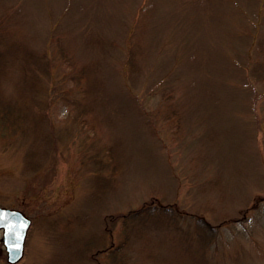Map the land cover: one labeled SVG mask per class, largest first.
<instances>
[{
    "label": "rangeland",
    "instance_id": "rangeland-1",
    "mask_svg": "<svg viewBox=\"0 0 264 264\" xmlns=\"http://www.w3.org/2000/svg\"><path fill=\"white\" fill-rule=\"evenodd\" d=\"M2 15L22 45L0 63L18 107L0 205L31 218L15 264H264V0H0ZM24 47L46 53L47 93ZM166 207L176 224L123 230Z\"/></svg>",
    "mask_w": 264,
    "mask_h": 264
},
{
    "label": "trees",
    "instance_id": "trees-1",
    "mask_svg": "<svg viewBox=\"0 0 264 264\" xmlns=\"http://www.w3.org/2000/svg\"><path fill=\"white\" fill-rule=\"evenodd\" d=\"M11 20H12V16H7V15H2V17L0 18V63L2 62V66L5 65L4 63L6 62V59H12L13 56L16 55L15 50L18 49V45H19V43L16 42L12 36L14 34L13 33L14 27L12 28L11 26V23H10ZM7 28L11 29L10 36L8 35V33H6ZM21 46L22 45H19V47ZM18 54H19L18 56L22 59L23 65L27 67V70L30 72V78H29L30 84H31V73L35 76V72H36L37 77L39 76L41 77V75H45L46 77L49 76L48 74L49 62L47 61L48 58L44 56L46 53H40V54L37 53L36 54L37 57H36L34 53L32 54V51H29L26 47H24L23 51L19 52ZM133 54H134V51L132 52V54L128 52V55H127V58H129L128 62H131V58ZM37 60H38V63H35L34 61H37ZM263 61H264V58H263ZM84 73H85V68H82L81 75L83 76ZM41 80H42V77L40 78V82ZM42 82H41L42 88L38 85L40 92L43 93L44 91V93L45 92L47 93V86H44ZM33 85H36V80L33 82L32 86ZM22 109L23 108H21L20 111H23ZM41 109H42L43 114L39 113V115L44 117L45 119L46 111L44 107L40 108V110ZM17 110H18L17 106L11 105L10 103H6L4 101H0V135L1 134L4 135L6 134V130L9 131L10 129H12V126L14 124V119H15L14 112H16ZM146 208L138 209L137 211L133 213L131 212L130 215L128 216H123V215L118 214V215H114L113 217L123 216L122 218L123 230H126V228L129 226L133 227L134 226L133 222H146L150 219V217H155L157 219L160 216H166L171 222H174L173 224H176L180 217L179 213H176L175 211H173V209L169 207L164 208L165 210H163L162 212L154 208L152 209H146ZM200 220L206 226V229H202L207 234L206 237L203 236L204 241L210 238H213L210 236L212 233L213 234L215 233L216 227H214L213 225H211L205 220H202V219ZM174 228L177 229V227H174Z\"/></svg>",
    "mask_w": 264,
    "mask_h": 264
},
{
    "label": "water",
    "instance_id": "water-1",
    "mask_svg": "<svg viewBox=\"0 0 264 264\" xmlns=\"http://www.w3.org/2000/svg\"><path fill=\"white\" fill-rule=\"evenodd\" d=\"M30 224L31 219L23 211L0 206V229L8 263L14 264L22 258Z\"/></svg>",
    "mask_w": 264,
    "mask_h": 264
}]
</instances>
